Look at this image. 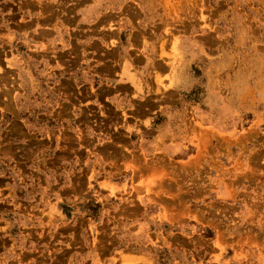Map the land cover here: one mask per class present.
<instances>
[{"label": "rangeland", "instance_id": "rangeland-1", "mask_svg": "<svg viewBox=\"0 0 264 264\" xmlns=\"http://www.w3.org/2000/svg\"><path fill=\"white\" fill-rule=\"evenodd\" d=\"M0 264H264V0H0Z\"/></svg>", "mask_w": 264, "mask_h": 264}]
</instances>
